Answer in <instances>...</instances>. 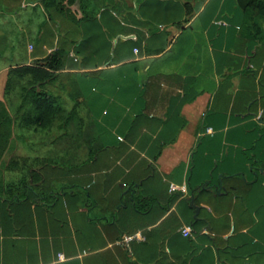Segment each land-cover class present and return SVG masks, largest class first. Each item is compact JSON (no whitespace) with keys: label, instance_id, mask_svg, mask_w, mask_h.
I'll list each match as a JSON object with an SVG mask.
<instances>
[{"label":"crops","instance_id":"0c3cea01","mask_svg":"<svg viewBox=\"0 0 264 264\" xmlns=\"http://www.w3.org/2000/svg\"><path fill=\"white\" fill-rule=\"evenodd\" d=\"M88 1L76 22L0 0V99L10 68L60 49L44 90L77 113L61 129L14 122L0 264H264V33L238 0ZM23 178L54 202L17 201Z\"/></svg>","mask_w":264,"mask_h":264},{"label":"trees","instance_id":"16d2710c","mask_svg":"<svg viewBox=\"0 0 264 264\" xmlns=\"http://www.w3.org/2000/svg\"><path fill=\"white\" fill-rule=\"evenodd\" d=\"M88 2V0H43L46 7L54 5L68 18L76 22L93 19V15L85 10ZM238 2L245 11L250 33L254 36H262L264 33V0H238ZM73 4H77L83 11L80 17L70 8ZM89 39L91 37L84 38L79 45H83ZM76 53L80 54L81 50L76 49ZM67 55L68 52L58 49L42 61L37 62L36 65L10 68L6 83V96L9 101L5 103L0 99V159L12 136L14 122L19 120L24 126L37 125L42 129L55 126L61 129L63 125H67L74 120L77 113L74 111L67 112L60 106L59 97L44 90L46 82L55 79L58 76L57 71L64 67ZM106 61L108 62L109 59L107 58ZM17 77L27 79V81L23 82V80L15 79ZM17 85L22 90V92L20 91L21 103L18 110L13 111L11 110V95ZM38 87L41 89H38ZM36 181L35 179L34 182ZM21 186L20 191L11 194L16 197L17 201H30L33 199L35 202H44L49 205V202H54L57 197L54 192L48 193L43 188L38 189L29 182L28 178L22 179Z\"/></svg>","mask_w":264,"mask_h":264},{"label":"built area","instance_id":"2783aa9c","mask_svg":"<svg viewBox=\"0 0 264 264\" xmlns=\"http://www.w3.org/2000/svg\"><path fill=\"white\" fill-rule=\"evenodd\" d=\"M259 118L262 117V114H259L258 116ZM209 131H212L211 129H209ZM170 190L171 191H181V192H186V187L185 186H181V185H178L176 183H171L170 184ZM183 234L185 236H188L191 234V231L188 227H185L183 228L182 230ZM136 238H143V235L141 232H135L133 234H126L124 235L120 240H119V243L120 244H123V245H126L128 247H130V244L133 240H135Z\"/></svg>","mask_w":264,"mask_h":264}]
</instances>
